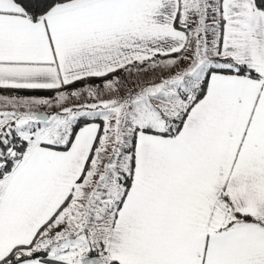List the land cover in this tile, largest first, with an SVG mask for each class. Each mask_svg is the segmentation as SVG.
I'll use <instances>...</instances> for the list:
<instances>
[{"label":"snow or ice","instance_id":"1","mask_svg":"<svg viewBox=\"0 0 264 264\" xmlns=\"http://www.w3.org/2000/svg\"><path fill=\"white\" fill-rule=\"evenodd\" d=\"M0 264H264V0H0Z\"/></svg>","mask_w":264,"mask_h":264}]
</instances>
